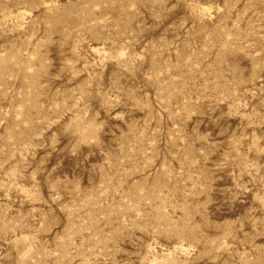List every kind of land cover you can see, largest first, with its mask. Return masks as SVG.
<instances>
[{
    "label": "rangeland",
    "instance_id": "obj_1",
    "mask_svg": "<svg viewBox=\"0 0 264 264\" xmlns=\"http://www.w3.org/2000/svg\"><path fill=\"white\" fill-rule=\"evenodd\" d=\"M0 264H264V0H0Z\"/></svg>",
    "mask_w": 264,
    "mask_h": 264
}]
</instances>
